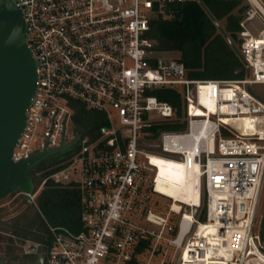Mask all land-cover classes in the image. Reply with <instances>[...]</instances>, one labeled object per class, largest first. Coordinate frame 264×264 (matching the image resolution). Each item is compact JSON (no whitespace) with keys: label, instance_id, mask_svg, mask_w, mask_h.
<instances>
[{"label":"built area","instance_id":"built-area-1","mask_svg":"<svg viewBox=\"0 0 264 264\" xmlns=\"http://www.w3.org/2000/svg\"><path fill=\"white\" fill-rule=\"evenodd\" d=\"M182 1L15 0L35 87L11 159L74 140L42 160L53 159L47 175L30 173L28 196L36 207L47 179L74 187L80 221L73 231L43 219L49 241L15 240L21 253H41L40 264H127L164 242L177 251L176 264H264V218L262 240L261 220L253 229L264 178V97L252 88L264 84V0H230L247 67L230 79L191 78L177 57L154 49L149 22L169 18L170 5ZM166 88L180 95L184 126L153 133L174 118L172 105L151 92ZM72 100L104 115L95 136L74 128ZM156 157L196 168L197 205L176 201L172 209L158 189ZM160 196L170 199L165 211ZM141 240L148 245L135 253Z\"/></svg>","mask_w":264,"mask_h":264},{"label":"trees","instance_id":"trees-1","mask_svg":"<svg viewBox=\"0 0 264 264\" xmlns=\"http://www.w3.org/2000/svg\"><path fill=\"white\" fill-rule=\"evenodd\" d=\"M198 1H201L219 22L225 32L238 30L239 16L235 10L237 3L230 0H184L170 5L169 18H157L149 22L148 37L154 41V49L159 52L176 53L187 71V75L196 79H230L240 76L242 68L238 57L232 51L222 35L210 21ZM222 23V24H221ZM160 100L169 102L174 109V118L151 127L157 130H177L184 126L182 121L181 98L175 89H156L151 91ZM72 123L81 132L95 136L100 125L105 123L104 115L72 100ZM53 159L40 162L29 173L44 170ZM162 169L172 183L186 188L184 170L180 165L166 163ZM49 173L44 170L42 176ZM190 174V173H188ZM191 175V174H190ZM188 180V178H187ZM37 183L35 182V186ZM19 213L4 219L0 215V258L12 259L19 247L15 240L23 242L47 243L49 235L43 218L49 224L62 225L73 231L80 229L78 190L74 187H58L47 179L35 197L36 211L31 214V205L18 198ZM1 210V209H0ZM148 240H141L135 247V253L142 252ZM127 264H137L134 258Z\"/></svg>","mask_w":264,"mask_h":264},{"label":"water","instance_id":"water-1","mask_svg":"<svg viewBox=\"0 0 264 264\" xmlns=\"http://www.w3.org/2000/svg\"><path fill=\"white\" fill-rule=\"evenodd\" d=\"M198 3L243 65L238 72L247 74L246 64L235 46L236 33L225 32L206 6L201 1ZM34 87L35 64L25 42L21 11L15 0H0V200L10 193L20 192L24 201L30 204L28 194L34 188L30 169L49 155L68 149L74 142L34 152L18 161L11 159L12 148L23 130L25 110ZM263 218L264 208L259 226L261 240ZM28 249L34 251L35 245L29 244ZM41 261L42 255L37 253L32 264Z\"/></svg>","mask_w":264,"mask_h":264},{"label":"rangeland","instance_id":"rangeland-1","mask_svg":"<svg viewBox=\"0 0 264 264\" xmlns=\"http://www.w3.org/2000/svg\"><path fill=\"white\" fill-rule=\"evenodd\" d=\"M235 46L238 48L239 40L235 41ZM163 56L175 57L176 53L164 52ZM252 88L254 91H256L257 93H259L260 95H262L264 97V84H254V85H252ZM187 187L189 188L187 194H181V195H182V197L189 200L191 198L190 197V190H191L190 177L188 180ZM18 198H19L18 196H15V193H10L4 199L0 200V209H1L0 215H2L1 216L2 218L7 219L10 217H13L14 215H16L17 213H19L21 211L22 208H19L17 206L19 204V201H17ZM159 202H160V210L165 211L167 209L168 204L170 203V199H168L164 196H160ZM263 208H264V178H263V182H262V186H261L260 199H259L258 208H257L256 224L253 228L255 231H256V228L258 227L259 223H260L262 213H263ZM30 211H31V214H33L37 211L38 214L40 215V212L37 210V208L32 206V205H31ZM40 216H41V218H43L42 215H40ZM201 220H203V219H201ZM1 244H2V242H0V245ZM4 258H6V257H4ZM176 260H177V251L173 247L164 244V242H161L156 247V249L153 251L152 254L149 251H143L136 258V263L137 264H176Z\"/></svg>","mask_w":264,"mask_h":264},{"label":"bare ground","instance_id":"bare-ground-1","mask_svg":"<svg viewBox=\"0 0 264 264\" xmlns=\"http://www.w3.org/2000/svg\"><path fill=\"white\" fill-rule=\"evenodd\" d=\"M153 161H155L158 164V175L161 178V183L158 185V189L160 191V193L172 198L171 201V207L174 210L178 209V204L176 201H181L183 203L186 204H191V205H197V203L199 202V190L196 189V185L199 183L198 179H197V172L196 168L194 167V170H187L186 168L183 167V165L179 162L176 161H171L174 163H177L178 165H180V169L183 168L184 170V178L185 180L188 182L189 177H190V186H191V190H190V199L187 200L186 198L182 197L181 194H187L189 188H181L179 185H176L174 183H172V181L164 176L167 173L162 169V167L166 164V163H170V161L161 159V158H153ZM190 173V174H188ZM168 175V174H167ZM188 178V180H187ZM188 185V183H187Z\"/></svg>","mask_w":264,"mask_h":264},{"label":"flooded vegetation","instance_id":"flooded-vegetation-1","mask_svg":"<svg viewBox=\"0 0 264 264\" xmlns=\"http://www.w3.org/2000/svg\"><path fill=\"white\" fill-rule=\"evenodd\" d=\"M19 250L20 249H18L16 256L12 259L0 258V264H26L35 260L37 254L35 256L23 254Z\"/></svg>","mask_w":264,"mask_h":264}]
</instances>
